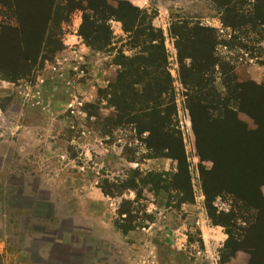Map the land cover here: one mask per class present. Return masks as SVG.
I'll use <instances>...</instances> for the list:
<instances>
[{
    "label": "rangeland",
    "instance_id": "1",
    "mask_svg": "<svg viewBox=\"0 0 264 264\" xmlns=\"http://www.w3.org/2000/svg\"><path fill=\"white\" fill-rule=\"evenodd\" d=\"M116 1L107 0L112 6ZM129 2L154 16L151 21L145 18L139 29L150 24L163 33L193 199L180 202L185 197L183 173L182 189H151L148 174L175 173L177 162L163 157L168 159L164 168L152 163L162 157H153L146 148L149 133H138L113 103L124 71L119 62L122 56L138 54L140 47L131 42L120 22L111 20V45L103 51L90 48L78 35L82 14L75 10L60 25L57 50L38 58L22 78L10 81L0 76V264H23L10 259L8 250L23 253L33 263L42 262L45 251L52 255L49 264H108L103 257L109 247L114 253L112 264L248 263L246 250L230 256L235 246L225 244L228 231L237 238L249 212L227 194L206 202L200 166L210 168L211 162L200 161L196 153L169 26L188 20L216 28L226 44L218 46L219 56L240 70H246L252 60L264 69V39L255 43L258 35L245 26L236 31L224 27L220 19L225 15L211 0ZM0 26H16L12 10L1 3ZM242 43L254 49L242 50ZM215 86L225 94L219 72ZM132 88L139 94L141 85ZM170 98L166 92L158 96L164 107ZM238 118L248 128L255 127L244 113H238ZM104 182L112 196L102 193ZM130 182L133 187H121ZM92 191L98 195L86 199ZM261 192L264 195V185ZM89 202L93 208L89 213H96V220L78 217L80 223L74 225ZM122 209L128 210L129 222L121 221ZM128 223L137 226L136 234L121 237L116 224ZM103 238L116 246L105 247ZM120 238L126 241L122 249ZM119 250L128 254L127 263H122Z\"/></svg>",
    "mask_w": 264,
    "mask_h": 264
},
{
    "label": "trees",
    "instance_id": "2",
    "mask_svg": "<svg viewBox=\"0 0 264 264\" xmlns=\"http://www.w3.org/2000/svg\"><path fill=\"white\" fill-rule=\"evenodd\" d=\"M211 1L225 15L220 19L224 27L236 31L245 26L258 35L255 43L264 39V0ZM0 3L12 10L16 20V26H0V76L10 81L24 77L38 58L61 46L60 25L73 11L82 14L78 35L87 46L98 51L111 45L109 22L121 23L123 32L130 35L129 39L140 47V52L132 57L122 56L119 63L124 71L117 80L120 93L113 103L138 133H149L145 143L153 157L177 162L175 173L148 174L151 189H182L183 173L185 197L180 202H190L192 188L178 128L173 81L166 70L163 33L150 24L143 30L138 28L145 18L151 21L154 16L125 0H117L116 6L107 0H0ZM169 33L174 40L179 80L185 88L196 153L200 161L211 162L210 168L200 166L206 202L227 194L249 212L243 218L245 226L239 228L237 238L227 232L225 245L235 246L230 256L244 249L249 254L247 264H264V195L261 192L264 185V82L238 80L235 65L217 52L219 45L226 44L220 40L216 28L177 20L170 23ZM239 48L254 49L248 50L244 43L239 44ZM249 55L253 59L258 57ZM216 72H219L224 95L215 86ZM138 84L141 85L139 94L132 88ZM164 92L171 95L167 107L158 99ZM238 113H244L255 127L248 128L238 118ZM121 187L127 189L133 185L122 183ZM100 188L104 195L112 196L106 182ZM119 213L127 217L121 221L129 222L128 210L122 209ZM116 225L122 233L137 227L131 223Z\"/></svg>",
    "mask_w": 264,
    "mask_h": 264
},
{
    "label": "crops",
    "instance_id": "3",
    "mask_svg": "<svg viewBox=\"0 0 264 264\" xmlns=\"http://www.w3.org/2000/svg\"><path fill=\"white\" fill-rule=\"evenodd\" d=\"M129 1L135 3L136 5H143V4L146 3V0H129ZM157 1L158 0H155V2H157ZM114 23H115V25L119 24L117 22H114ZM118 27L119 26H117L116 28H118ZM246 68H247L246 70H240L239 68L235 69V73H236V75L238 77V80H240V81L250 80V81H253V82L257 83V84H261V83L264 82V69H263V67L261 65L255 63L252 60V61H250L249 65ZM152 160L154 161L152 163H154L156 166H158L159 168H164L165 167V163H166L164 161L168 160V159L162 157V158H156V159H152ZM158 160H160V161H158ZM96 191L87 192L90 195L87 196L88 198H86V199L89 200L90 197H95L96 195H98ZM99 195H101L100 196L101 199H103L105 201L104 196L101 193ZM90 207H91V202H89V206H87L86 208H83L85 211L82 214H79V216H76V219L74 220L75 221L74 225L77 226L80 223L79 218L86 219L87 221L89 220L91 222L96 220V217L98 215L96 213H89V211H91L93 209L92 207H91L92 209ZM93 224H94V222H93ZM109 227H110V225H109ZM117 234L121 235V237L125 236L126 238H128V237H131L132 235H134L136 233H135V230H132V231H129L127 234H123V233H119V232H117ZM103 239H104L103 243H104L105 247L108 246V245L116 246L115 242L112 241L111 239H108V238H106V239L103 238ZM119 240H118L119 241L118 242L119 243L118 246L121 247V249H122V248H124L122 243H124L126 241H121V238ZM110 248L111 247H109V251L107 253H104L106 255H104V257H103L104 261H106V263L108 262V264H112L113 263L112 257L114 256V253H112V250ZM8 252H10V255H8V257H10V259H12L15 262L18 261V260L19 261L21 260L23 264H49L50 261L52 260V255L49 252L46 253L45 251L42 252V254H41V258L43 259V261L40 262V263H33V262L29 261L27 259V257L23 253L20 254V253H18V251H10V250H8ZM118 252H119L118 256H119V258H121L122 263H127L128 254L124 253L123 250H119ZM107 256H109L110 258L108 259ZM9 261H11V260H9ZM155 261H157V258H156ZM11 264H14V263H11Z\"/></svg>",
    "mask_w": 264,
    "mask_h": 264
}]
</instances>
